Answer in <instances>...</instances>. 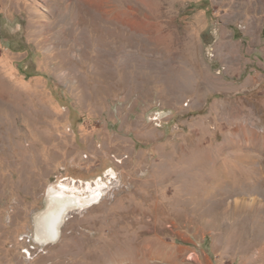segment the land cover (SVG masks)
<instances>
[{"label":"rangeland","instance_id":"rangeland-1","mask_svg":"<svg viewBox=\"0 0 264 264\" xmlns=\"http://www.w3.org/2000/svg\"><path fill=\"white\" fill-rule=\"evenodd\" d=\"M0 264H264V0H0Z\"/></svg>","mask_w":264,"mask_h":264},{"label":"water","instance_id":"water-1","mask_svg":"<svg viewBox=\"0 0 264 264\" xmlns=\"http://www.w3.org/2000/svg\"><path fill=\"white\" fill-rule=\"evenodd\" d=\"M97 202L98 199L89 205H80L73 197L59 193L51 194L45 209L35 220L34 241L39 245L56 243L60 237V228L65 214L78 208H87Z\"/></svg>","mask_w":264,"mask_h":264},{"label":"bare ground","instance_id":"bare-ground-1","mask_svg":"<svg viewBox=\"0 0 264 264\" xmlns=\"http://www.w3.org/2000/svg\"><path fill=\"white\" fill-rule=\"evenodd\" d=\"M67 190V189H66ZM99 197V196H98ZM98 197L96 198V199H98ZM73 199L75 200V201H78L75 197H73ZM93 201H95V200H92V201H84V200H82V201H78V203L80 204V205H89V204H91Z\"/></svg>","mask_w":264,"mask_h":264}]
</instances>
